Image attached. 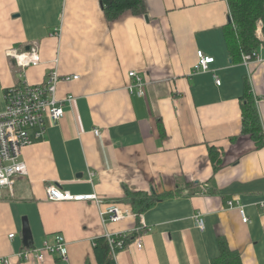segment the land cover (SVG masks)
<instances>
[{
  "label": "crops",
  "instance_id": "0c3cea01",
  "mask_svg": "<svg viewBox=\"0 0 264 264\" xmlns=\"http://www.w3.org/2000/svg\"><path fill=\"white\" fill-rule=\"evenodd\" d=\"M144 1L145 13L126 10L109 20L101 0H0V112L10 86L41 83L53 68L79 75L59 83L58 98L75 100L56 125L47 123L42 140L23 149L28 173L0 199V256L11 264H37L17 253L56 233L66 237L68 260L47 255L41 264H99L95 241L108 232L129 241L113 264H213L220 239L241 264H264V144L242 132L245 95L264 131L263 42L256 32L259 62L231 53L227 0ZM31 47L41 63L18 65L11 50ZM198 50L215 57L211 68L221 84L212 71L191 73ZM131 71L147 82L145 96L131 91ZM211 146L219 150L217 170ZM52 183L74 194L95 192L102 205L49 200ZM140 192L172 195L138 213L126 197ZM111 203L132 213L104 222L101 210Z\"/></svg>",
  "mask_w": 264,
  "mask_h": 264
},
{
  "label": "built area",
  "instance_id": "2783aa9c",
  "mask_svg": "<svg viewBox=\"0 0 264 264\" xmlns=\"http://www.w3.org/2000/svg\"><path fill=\"white\" fill-rule=\"evenodd\" d=\"M263 21L257 24L259 38L264 45ZM15 54L17 63L20 66H37L41 63V55L37 47H31L28 51ZM243 62L250 64L262 60L257 51L243 53ZM215 62V57L206 54L202 50L197 51V61L191 71L192 74L199 72H213L215 81L221 84V79L212 70L211 66ZM58 63V60H57ZM133 78V83L129 87L131 91L136 89L139 95H146V81L137 74L136 71L129 73ZM79 75H61L58 68H53L47 73L46 79L37 84L28 82L17 83L8 87L4 92L5 108L0 112V199L4 198L5 191L10 195L14 194V187L19 177L28 173L27 163L23 158V149L42 140L47 133V123L56 125L65 116L66 103H72L75 96L70 94L61 100L57 96L58 85L61 81L78 79ZM96 135H100V130H94ZM95 172L89 171L91 180ZM47 197L53 201H95L102 205L103 200L95 193L74 194L69 190H64L52 183L46 188ZM232 205L233 201L229 202ZM264 212V202L261 204ZM239 211L244 222L249 221L244 206H239ZM132 212L122 208L119 204L111 203L101 210L104 222H119L128 217ZM197 226L205 228V220L200 213L195 214ZM15 237V233H10L9 238ZM106 237L111 247V254L115 258L117 251L129 246L126 233L108 232ZM136 247L142 248L141 240H136ZM68 243L62 233H56L53 241H45L41 246L25 248L17 253V256L25 262L41 264L47 255H55L61 260H68ZM0 264H11L10 256H0Z\"/></svg>",
  "mask_w": 264,
  "mask_h": 264
},
{
  "label": "trees",
  "instance_id": "16d2710c",
  "mask_svg": "<svg viewBox=\"0 0 264 264\" xmlns=\"http://www.w3.org/2000/svg\"><path fill=\"white\" fill-rule=\"evenodd\" d=\"M230 7V21L225 27L227 41L233 55L242 57L243 53L252 52L259 43L256 30L257 24L263 21L264 33V0H227ZM102 8L109 20L117 19L126 10L135 14L146 12L144 0H101ZM234 57V56H233ZM245 95L242 103L243 134H249L259 146L264 144L260 115L254 101ZM219 151V150H218ZM214 146L210 147L211 159L215 170L219 168V152ZM172 193L158 195L155 193H131L126 197L132 209L138 213L152 207L159 200L171 196ZM221 254L213 264H241L239 253L231 250L225 240H219ZM95 255L99 264H113L115 259L106 236L95 241Z\"/></svg>",
  "mask_w": 264,
  "mask_h": 264
},
{
  "label": "water",
  "instance_id": "95a60500",
  "mask_svg": "<svg viewBox=\"0 0 264 264\" xmlns=\"http://www.w3.org/2000/svg\"><path fill=\"white\" fill-rule=\"evenodd\" d=\"M22 234L24 236L25 241L29 242V239L31 238V230H30L29 223L26 220L24 221Z\"/></svg>",
  "mask_w": 264,
  "mask_h": 264
}]
</instances>
